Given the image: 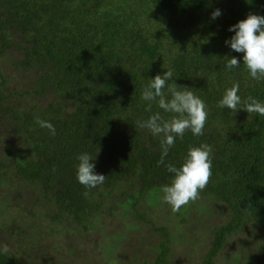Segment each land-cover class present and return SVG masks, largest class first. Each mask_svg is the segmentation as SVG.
<instances>
[{
    "label": "trees",
    "instance_id": "obj_1",
    "mask_svg": "<svg viewBox=\"0 0 264 264\" xmlns=\"http://www.w3.org/2000/svg\"><path fill=\"white\" fill-rule=\"evenodd\" d=\"M215 9L221 15L213 19ZM249 12L264 16V0H0V264L59 261L31 226L30 200L42 202V217L57 229L97 231L133 216L160 236L149 256L138 258L134 250L126 262L169 264L174 237L147 218L143 203L165 204L160 188L172 174L158 165L161 137L136 125L154 112L169 117L155 102L146 112L141 99L149 79L169 68L177 85L205 102L208 115L203 135L186 131L165 161L179 166L189 146L211 145L212 176L200 198L225 211L193 264H218L229 239L246 230L254 252L228 264H264V116L217 107L233 81L242 98L264 102V81L253 80L243 54L225 43L234 34L229 27ZM232 56L241 63L228 71ZM36 116L56 134L36 124ZM84 152L106 176L96 188L76 178L77 156ZM201 208L189 203L176 214L182 221L199 218ZM16 211L26 218L7 217ZM108 246L113 250L112 242ZM103 255L111 262L112 252Z\"/></svg>",
    "mask_w": 264,
    "mask_h": 264
},
{
    "label": "clouds",
    "instance_id": "obj_2",
    "mask_svg": "<svg viewBox=\"0 0 264 264\" xmlns=\"http://www.w3.org/2000/svg\"><path fill=\"white\" fill-rule=\"evenodd\" d=\"M211 15L215 19L221 12L215 9ZM229 31L234 34L225 43L235 52L243 54V64L253 80L264 81V16L249 12L245 19L231 25ZM240 63L241 60L235 56L228 57L225 69L231 71L239 67ZM174 75L171 68L164 71L163 75H155L141 92V99L148 102L146 112H152V102H155L160 109L170 114L169 117L166 119L160 112H154L147 119L136 121V125L146 128L153 136L161 137L158 165H164L172 174L169 183L160 188L162 202L168 204L173 212H178L190 202L198 200L210 181L213 148L207 143L192 145L188 147L179 166L166 163L165 158L178 137L183 139L184 133L189 130L194 136L203 135L208 115L205 102L191 88L177 85L173 80ZM239 91V82L233 81L230 87L225 88L217 107H226L232 113L243 109L248 114L264 116V102L252 95L242 98ZM35 123L47 128L51 135L56 134L55 127L39 116L35 117ZM77 160L76 178L85 188H96L105 182L106 176L94 171V158L90 154L81 153ZM4 250H7L6 245Z\"/></svg>",
    "mask_w": 264,
    "mask_h": 264
},
{
    "label": "rangeland",
    "instance_id": "obj_3",
    "mask_svg": "<svg viewBox=\"0 0 264 264\" xmlns=\"http://www.w3.org/2000/svg\"><path fill=\"white\" fill-rule=\"evenodd\" d=\"M17 82L19 84L23 83L22 79ZM3 144V141L0 142V158L4 157L5 154ZM30 203L34 208V218L31 226L41 231V239L44 244L50 246L49 248L53 250L49 256H56V259H59L56 264H128L129 262L127 263L126 259H129V261L133 259L132 251L134 250L137 252L138 258L143 259L145 255L149 256V249H153L155 239L160 236L158 232L152 231V227L148 224H137L136 221L132 220L133 216L116 218L114 219V225L107 226L104 224L97 231L89 229L84 231L73 225L71 228L60 227L57 229L51 221L48 223L47 217H42V213L46 214V209H44L45 207L41 201L30 200L28 204ZM190 203L196 206L201 204L202 208L199 210V218L193 216V214L192 217L185 215V221H182V217L173 212L166 203L163 205L156 204L155 206H151L147 202L143 203L144 209L148 211L147 218L153 220L154 225L157 227L160 225L167 226L174 237L171 244L172 252L169 264H193L198 262L210 244L209 230L225 219V211H223L222 206H218L206 197ZM15 213L19 216L21 214V219L27 216L26 213L16 211L11 215H7V217L15 218ZM60 229L62 230L60 231ZM114 231L125 233V236L113 238L110 234L115 233ZM250 235L252 233L246 230L237 233L234 239L230 238L218 264H225L227 261L228 264L229 260L236 255L249 259L255 250V246H251L253 240H251L252 236ZM111 242L114 244L113 250H110L108 246ZM115 245H119V249ZM104 249L105 253L111 255L112 252L113 256H119L121 259H115L112 256L110 258L111 262H109V259L103 255ZM120 250H123V253H119ZM222 260L225 261L222 262Z\"/></svg>",
    "mask_w": 264,
    "mask_h": 264
}]
</instances>
